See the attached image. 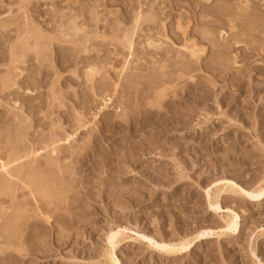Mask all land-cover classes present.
I'll return each mask as SVG.
<instances>
[{"label": "rangeland", "instance_id": "374dc122", "mask_svg": "<svg viewBox=\"0 0 264 264\" xmlns=\"http://www.w3.org/2000/svg\"><path fill=\"white\" fill-rule=\"evenodd\" d=\"M0 187V264H264V0H0Z\"/></svg>", "mask_w": 264, "mask_h": 264}, {"label": "bare ground", "instance_id": "6f19581e", "mask_svg": "<svg viewBox=\"0 0 264 264\" xmlns=\"http://www.w3.org/2000/svg\"><path fill=\"white\" fill-rule=\"evenodd\" d=\"M194 50V49H193ZM193 52V51H192ZM50 144V143H49ZM50 148V147H49ZM47 151V150H46ZM10 158V157H9ZM11 163V162H10ZM13 164V163H12ZM1 170L3 169L4 171L6 170V165L5 164H1ZM19 166V165H18ZM25 174V173H24ZM45 181V180H44ZM46 182V181H45ZM43 183V182H42ZM47 184V183H46ZM41 187V186H40ZM1 188V187H0ZM7 189V188H6ZM43 189V188H42Z\"/></svg>", "mask_w": 264, "mask_h": 264}]
</instances>
